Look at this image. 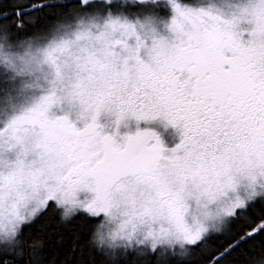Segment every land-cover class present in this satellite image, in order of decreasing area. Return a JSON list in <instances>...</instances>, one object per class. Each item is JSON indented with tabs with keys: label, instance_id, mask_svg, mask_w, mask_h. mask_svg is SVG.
Instances as JSON below:
<instances>
[{
	"label": "snow or ice",
	"instance_id": "1",
	"mask_svg": "<svg viewBox=\"0 0 264 264\" xmlns=\"http://www.w3.org/2000/svg\"><path fill=\"white\" fill-rule=\"evenodd\" d=\"M9 3L0 264H56L29 231L50 210L83 220L104 264H227L264 237V0Z\"/></svg>",
	"mask_w": 264,
	"mask_h": 264
},
{
	"label": "trees",
	"instance_id": "2",
	"mask_svg": "<svg viewBox=\"0 0 264 264\" xmlns=\"http://www.w3.org/2000/svg\"><path fill=\"white\" fill-rule=\"evenodd\" d=\"M0 7L11 8L9 0H3ZM70 10V9H69ZM55 23V17L47 21L38 18L32 30H42ZM34 239L44 238L47 259H55L56 264H104V258L88 245L89 235L84 221L76 218L71 222L60 223L58 214L51 210L38 217L29 230ZM210 246L224 243L220 237L210 240ZM264 253V237H256L241 245L229 257L227 264H251L253 258ZM189 264H201L199 253H196Z\"/></svg>",
	"mask_w": 264,
	"mask_h": 264
},
{
	"label": "clouds",
	"instance_id": "3",
	"mask_svg": "<svg viewBox=\"0 0 264 264\" xmlns=\"http://www.w3.org/2000/svg\"><path fill=\"white\" fill-rule=\"evenodd\" d=\"M66 112H70L73 117H75V115L77 114V107L73 104L72 98L70 96L66 97V99L63 101V103L60 105ZM115 117L113 114L111 113H105L102 117H101V122L102 123H112L114 121ZM130 127L134 126V122H131L129 124ZM173 129V128H172ZM175 131V139L174 140H178V134Z\"/></svg>",
	"mask_w": 264,
	"mask_h": 264
},
{
	"label": "rangeland",
	"instance_id": "4",
	"mask_svg": "<svg viewBox=\"0 0 264 264\" xmlns=\"http://www.w3.org/2000/svg\"><path fill=\"white\" fill-rule=\"evenodd\" d=\"M141 127H144L145 125L142 123L140 125ZM149 127L152 128V130L156 131L157 134L161 137L162 141H164L166 144H171L175 139V131L171 127H166L161 122H153L149 125Z\"/></svg>",
	"mask_w": 264,
	"mask_h": 264
}]
</instances>
